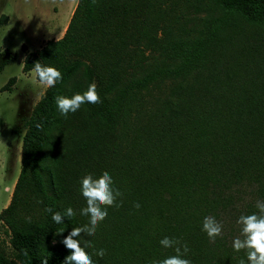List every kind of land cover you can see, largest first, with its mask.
Masks as SVG:
<instances>
[{
    "label": "trees",
    "instance_id": "1",
    "mask_svg": "<svg viewBox=\"0 0 264 264\" xmlns=\"http://www.w3.org/2000/svg\"><path fill=\"white\" fill-rule=\"evenodd\" d=\"M175 1L77 0L60 37L24 48L23 71L39 61L60 70L62 80L45 88L27 122L20 170L0 211L7 233L0 264H40L44 256L63 264L70 252L61 241L89 223L80 214V181L104 171L123 203L107 209L95 236L77 237L82 247L93 245L86 251L94 264L164 259L175 254L161 246L165 236L188 245L192 264H247L246 251L232 243L239 216L264 200V31H220L223 19L211 18L205 31L184 27L164 63L157 42ZM219 2L223 17L264 26V0ZM166 78L177 79L175 88L154 101L153 88ZM93 82L101 102L62 116L55 97ZM69 206L76 215L55 223L52 214ZM209 215L223 223L214 243L202 231Z\"/></svg>",
    "mask_w": 264,
    "mask_h": 264
},
{
    "label": "rangeland",
    "instance_id": "2",
    "mask_svg": "<svg viewBox=\"0 0 264 264\" xmlns=\"http://www.w3.org/2000/svg\"><path fill=\"white\" fill-rule=\"evenodd\" d=\"M77 0H0V211L10 200L20 170L21 146L27 122L46 86L31 72L22 70L24 48L36 49L49 38L60 37L67 26ZM219 0H176L165 23L167 33L157 42V58L171 62L176 42L186 36L184 27L205 31L211 18H222L220 31L236 33L264 31V26L245 22L238 14L223 17ZM6 16H2V15ZM46 19L44 20L43 17ZM189 38V37H188ZM170 57V58H169ZM16 76L11 88L3 89L9 77ZM177 79L166 78L153 88L154 101L174 89ZM0 219V238L7 239Z\"/></svg>",
    "mask_w": 264,
    "mask_h": 264
},
{
    "label": "clouds",
    "instance_id": "3",
    "mask_svg": "<svg viewBox=\"0 0 264 264\" xmlns=\"http://www.w3.org/2000/svg\"><path fill=\"white\" fill-rule=\"evenodd\" d=\"M92 2L95 3V0H92ZM43 19L46 20L44 17ZM31 71L42 86L54 87L58 81L62 80L60 70L54 66L43 65L39 61L35 62ZM100 102V95L95 82L89 84L82 93L77 92L71 97L65 95L55 97V104L60 114L65 118L69 113L77 112L84 104ZM36 128L42 130L43 124L37 123ZM80 184V191L86 200V206L80 210V214L89 217V223L82 227H73L71 232L61 241L70 252L65 257L63 264H94L92 257L86 251L87 247H93V245L91 242H86L85 246L82 247L77 237H80L82 233L90 237L95 236L100 222L108 215L107 209L109 207H120L123 203L122 200L117 203L118 198H121L123 193L118 187L114 186L115 182L108 171H104L96 177L87 174L82 177ZM0 190L10 191L7 186H3ZM38 202L42 203V201ZM135 207L139 208L140 204H135ZM255 207L258 210L257 212L242 214L236 221L240 226V235L233 240L232 247L236 252L246 251L247 264H264V200H258ZM45 211L51 213L52 208H46ZM75 215L74 209L69 206L63 214L60 211L54 212L52 220L57 224H61L65 216L71 218ZM26 220L31 223V217H27ZM202 231L207 234L210 242L214 243L216 238L221 237L223 234V223L218 221L215 216H206L203 219ZM63 232L64 229H59L56 235H61ZM160 244L164 248L174 249L175 254L161 260H153L151 264H192L190 259L185 258L190 249L179 238L165 236L160 240ZM95 254L102 258L106 253L104 249H99ZM23 255H28L27 250H24ZM40 264H48V257H42ZM239 264H246V262L241 259Z\"/></svg>",
    "mask_w": 264,
    "mask_h": 264
},
{
    "label": "crops",
    "instance_id": "4",
    "mask_svg": "<svg viewBox=\"0 0 264 264\" xmlns=\"http://www.w3.org/2000/svg\"><path fill=\"white\" fill-rule=\"evenodd\" d=\"M39 47V46H38ZM27 48L30 49V47L27 45ZM32 50V49H31ZM23 56H24V52H23ZM32 69L27 70V72H31Z\"/></svg>",
    "mask_w": 264,
    "mask_h": 264
}]
</instances>
